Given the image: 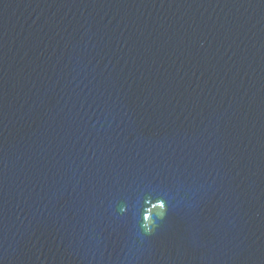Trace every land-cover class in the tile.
Instances as JSON below:
<instances>
[{
	"label": "water",
	"instance_id": "water-1",
	"mask_svg": "<svg viewBox=\"0 0 264 264\" xmlns=\"http://www.w3.org/2000/svg\"><path fill=\"white\" fill-rule=\"evenodd\" d=\"M0 36L119 264H264V0H0Z\"/></svg>",
	"mask_w": 264,
	"mask_h": 264
},
{
	"label": "clouds",
	"instance_id": "clouds-1",
	"mask_svg": "<svg viewBox=\"0 0 264 264\" xmlns=\"http://www.w3.org/2000/svg\"><path fill=\"white\" fill-rule=\"evenodd\" d=\"M121 211H123V208H121ZM168 211V203L164 198H160L155 212H152L151 210L147 214L142 212V219L139 224L140 231L137 233L141 243H143L146 237L156 235L157 230L160 227L159 222L165 220Z\"/></svg>",
	"mask_w": 264,
	"mask_h": 264
}]
</instances>
